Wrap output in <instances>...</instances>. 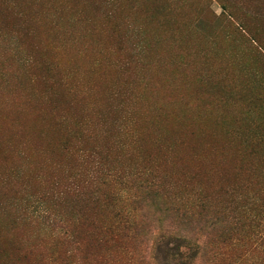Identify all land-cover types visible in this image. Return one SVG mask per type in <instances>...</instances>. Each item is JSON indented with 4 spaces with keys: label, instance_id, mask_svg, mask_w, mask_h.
<instances>
[{
    "label": "rangeland",
    "instance_id": "374dc122",
    "mask_svg": "<svg viewBox=\"0 0 264 264\" xmlns=\"http://www.w3.org/2000/svg\"><path fill=\"white\" fill-rule=\"evenodd\" d=\"M0 264H264V0H0Z\"/></svg>",
    "mask_w": 264,
    "mask_h": 264
},
{
    "label": "trees",
    "instance_id": "16d2710c",
    "mask_svg": "<svg viewBox=\"0 0 264 264\" xmlns=\"http://www.w3.org/2000/svg\"><path fill=\"white\" fill-rule=\"evenodd\" d=\"M76 240H77V237H76ZM90 245V244H89ZM73 258V255L71 254V253H69L68 255H67V259L69 260V261H71V259Z\"/></svg>",
    "mask_w": 264,
    "mask_h": 264
}]
</instances>
